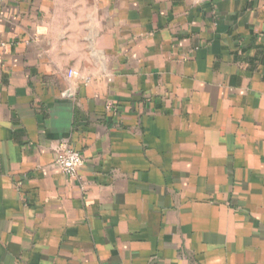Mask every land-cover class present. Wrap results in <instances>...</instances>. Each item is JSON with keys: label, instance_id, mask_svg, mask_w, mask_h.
I'll use <instances>...</instances> for the list:
<instances>
[{"label": "crops", "instance_id": "0c3cea01", "mask_svg": "<svg viewBox=\"0 0 264 264\" xmlns=\"http://www.w3.org/2000/svg\"><path fill=\"white\" fill-rule=\"evenodd\" d=\"M0 264H264V0H1Z\"/></svg>", "mask_w": 264, "mask_h": 264}, {"label": "built area", "instance_id": "2783aa9c", "mask_svg": "<svg viewBox=\"0 0 264 264\" xmlns=\"http://www.w3.org/2000/svg\"><path fill=\"white\" fill-rule=\"evenodd\" d=\"M1 1V0H0ZM75 69L68 70V76L76 75ZM56 163L59 169L67 174L73 175L82 163L80 152L70 144H62L56 156Z\"/></svg>", "mask_w": 264, "mask_h": 264}]
</instances>
